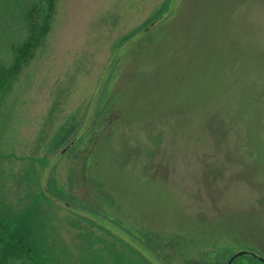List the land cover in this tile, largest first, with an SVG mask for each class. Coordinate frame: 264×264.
I'll list each match as a JSON object with an SVG mask.
<instances>
[{"label": "rangeland", "instance_id": "1", "mask_svg": "<svg viewBox=\"0 0 264 264\" xmlns=\"http://www.w3.org/2000/svg\"><path fill=\"white\" fill-rule=\"evenodd\" d=\"M165 1L54 0L48 33L0 91V229L27 216L48 264H146L39 196V160L88 112L54 168L60 199L120 222L173 264L264 258V0H177L148 24ZM17 235L0 241V264L24 263Z\"/></svg>", "mask_w": 264, "mask_h": 264}, {"label": "trees", "instance_id": "2", "mask_svg": "<svg viewBox=\"0 0 264 264\" xmlns=\"http://www.w3.org/2000/svg\"><path fill=\"white\" fill-rule=\"evenodd\" d=\"M176 1L166 0L148 24L154 21H162ZM53 8L54 0H0V91L12 86L22 65L29 60L34 53V49L38 47L42 38L48 33ZM139 31L141 32V28L124 37L119 42L118 46L120 47L116 46L118 49L115 47L117 51L113 54L114 61L112 62L114 64L109 67V72L114 70L121 59L125 49H127V43L142 34ZM107 85L108 82L101 81V85L90 107V112H92V108H96L98 103L103 100ZM90 121L91 116L88 112L77 126L62 128L54 138L47 154L39 160L43 167L40 174L43 188L39 196L64 205L86 221L97 223L99 227L110 232L112 236L118 238L123 244L136 252L146 264H173L165 259L166 257L163 256V252H161L157 244L136 236L127 228L124 229L120 222L114 219L99 214L89 216V212L85 209L86 206L81 207L67 203L54 193L53 172L61 152L81 135ZM18 232L22 239L21 242L24 244V246L20 247V254L24 256L23 264H48L42 253L33 250L37 241L30 228V221L27 216L20 215V220L12 219L5 225V228H1L0 241L4 242L7 235L11 237L18 236ZM135 245L139 246L140 249L136 250L134 248ZM226 255H228V252L222 253L213 264H225ZM243 259L247 260L248 264H263L250 255L237 258L233 264Z\"/></svg>", "mask_w": 264, "mask_h": 264}, {"label": "water", "instance_id": "3", "mask_svg": "<svg viewBox=\"0 0 264 264\" xmlns=\"http://www.w3.org/2000/svg\"><path fill=\"white\" fill-rule=\"evenodd\" d=\"M245 255H250L256 259H258L260 262H262L264 264V258L258 254H255L254 252H249V251H240V252H236L235 254H233V256L229 259L227 264H232L234 260H236L237 258H240L242 256Z\"/></svg>", "mask_w": 264, "mask_h": 264}]
</instances>
